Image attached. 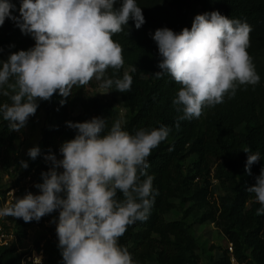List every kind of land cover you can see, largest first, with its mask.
I'll use <instances>...</instances> for the list:
<instances>
[{
    "label": "clouds",
    "instance_id": "obj_1",
    "mask_svg": "<svg viewBox=\"0 0 264 264\" xmlns=\"http://www.w3.org/2000/svg\"><path fill=\"white\" fill-rule=\"evenodd\" d=\"M116 4L117 0H22L17 17L12 15L15 5L0 0V27L11 19L35 41L29 50L0 61V94L11 100L0 104V116L11 132L23 130L38 101H49L57 91L65 98L60 101L63 106L74 86L88 85L93 79L101 89L131 90L133 78L127 72L122 78H115V72L112 78L106 75L109 68L119 71L124 65L123 49L112 36L122 32L129 20L136 29L146 21L136 0ZM251 31L247 22L218 11L196 15L191 29L185 27L180 33L168 28L155 31L152 39L161 71L154 76L168 74L181 85L173 100L177 111L183 112L179 119H199L205 107L223 103L226 94L234 96L239 85L259 83L247 51ZM66 126L75 137L61 145L62 159L51 151L44 155L50 168L41 173L43 183L34 185L40 194L27 192L16 198L12 205L0 208V217L39 222L58 211V222L54 218L50 223L56 225L63 264H136L118 240L128 226L148 219L156 193L154 176L146 172L147 158L167 139L170 129H140L130 135L117 120L105 134L102 117L68 121ZM243 152L245 172L251 175L260 154L247 147ZM27 155L35 160L41 150L32 147ZM28 166L20 161L21 168ZM138 173L147 178L140 182ZM246 191L255 194L261 205L256 215H264V168ZM118 192L123 199L117 198ZM33 264H42V256H34Z\"/></svg>",
    "mask_w": 264,
    "mask_h": 264
},
{
    "label": "trees",
    "instance_id": "obj_2",
    "mask_svg": "<svg viewBox=\"0 0 264 264\" xmlns=\"http://www.w3.org/2000/svg\"><path fill=\"white\" fill-rule=\"evenodd\" d=\"M21 2L10 0L15 5L13 16H19ZM120 2L117 0L115 7H119ZM136 3L142 9L146 22L136 29L134 21L129 20L127 25L122 26V32L112 36L123 49L124 65L119 71L109 68L106 73L109 78L113 77L114 72L115 78H122L126 67H129L128 74L133 78L131 90L119 93L113 86L107 89L110 100L103 101L90 97L88 89H97L100 83L93 79L88 85L74 86L63 106L60 101L65 98L58 91L49 101H38L35 114L44 111L52 121L42 130L41 155L35 160L31 159L17 182L20 184L31 179L43 183L41 173L50 168L43 159L44 155L51 151L62 159L59 152L61 145L75 137V131L69 129L66 122L82 123L102 117L107 125L105 134L110 131L118 116L115 104L121 100L129 111L128 121L122 130L135 135L140 129L151 131L163 126L170 131L167 139L153 149L147 158L149 168L146 172L154 176L153 190L156 193L148 219L128 226L118 244L127 247L136 264H189L188 253L195 247L185 223L181 220L166 222L162 213L177 196L179 188L187 182L183 163L189 157L196 156L191 178L202 181L203 186L194 191L193 200L211 207L210 219L223 228L240 264H264V215H256L261 205L256 201L255 194L246 191L254 186L255 177L264 168V0H136ZM164 5H170L175 12L166 15ZM212 11L251 26L247 51L260 81L256 85H239L234 96L226 94L223 103L205 107L199 119H179L183 112L177 111L173 100L181 85L168 74L159 79L154 76L161 71L158 67L161 57L152 36L162 28L175 33H180L185 27L191 29L196 15ZM192 12L196 15L191 19L189 14ZM34 46L35 41L30 35L22 34L11 19L5 20L0 27V61L6 62L12 53L27 51ZM3 103L11 104L10 96H0V104ZM77 106L82 107L83 113L74 116L73 109ZM18 140L19 133L11 132L8 122L0 116V166L3 168L20 166L16 146ZM245 147L251 149L252 153L260 154L261 160L252 166L251 175L245 172ZM146 178L139 176L140 182ZM213 181L218 184H213ZM243 181L248 185H244ZM19 184L15 188L20 190L10 205L15 203L16 198L31 192ZM218 190L222 191L220 195ZM6 193L2 192L4 197ZM117 198L123 199V194L118 192ZM55 216H59L58 211L41 218L39 222L25 223L13 217L6 219L18 227H27L48 222ZM42 241L36 244V252H43L42 264H63L56 230H51L50 236ZM28 256L19 254L15 247H0V264H33L28 261ZM215 264H230L227 251Z\"/></svg>",
    "mask_w": 264,
    "mask_h": 264
},
{
    "label": "rangeland",
    "instance_id": "obj_3",
    "mask_svg": "<svg viewBox=\"0 0 264 264\" xmlns=\"http://www.w3.org/2000/svg\"><path fill=\"white\" fill-rule=\"evenodd\" d=\"M164 13L166 15H172L175 10L170 5L163 6ZM196 13H190L189 16L192 19ZM130 68L126 67L125 72L129 73ZM6 90V86H5ZM90 97L101 99L103 101L110 100L109 92L107 89H88ZM11 95V93H10ZM0 96H3L0 94ZM115 108L118 112V116L115 121L120 120L121 126L125 125L129 118V111L121 100H118L115 104ZM83 113V109L77 106L73 109V115L78 116ZM52 118L44 111H40L38 114L31 116L28 120L26 127L19 132V140L16 142V146L19 150L20 161H26L30 164L31 158L28 157L27 151L32 147H39L42 140V130L47 127ZM197 162L196 156H191L183 163V173L187 178L186 184L179 188L177 196L169 202V206L165 212L162 213V217L166 222L183 221L186 225L189 237L195 247L193 251L188 253L189 264H215L226 253L229 239L225 236L222 227H218L216 223H213L210 219L209 206H203L193 200V193L196 189H200L203 186V182L196 179L192 180L194 175V165ZM20 166L13 168H3L0 166V195L2 192L6 193L5 197H15L20 188H15L19 183L17 182L19 177L26 171ZM38 180L28 179L25 182L20 183V186L29 189L34 195L39 194V190L34 185L39 184ZM213 184L217 185L216 181ZM244 185H248L246 181H243ZM222 191L218 190L220 195ZM12 201V200H11ZM212 203L213 200L210 199ZM58 222V216L53 217ZM50 221L29 225L27 227H18L17 224L9 225L12 232L16 237V246L19 254H26L28 261L33 263L34 256H38L40 253L36 252V244L42 243V239L50 236L51 230H56V225L50 223ZM43 261V258H42ZM155 264V263H149Z\"/></svg>",
    "mask_w": 264,
    "mask_h": 264
},
{
    "label": "built area",
    "instance_id": "obj_4",
    "mask_svg": "<svg viewBox=\"0 0 264 264\" xmlns=\"http://www.w3.org/2000/svg\"><path fill=\"white\" fill-rule=\"evenodd\" d=\"M7 194L10 195L11 193L9 192ZM4 198L5 197L3 194L0 195V208L4 207L5 205L10 206V202L14 197H6V202H4ZM16 243V237L12 232L6 217H0V247L13 248L16 246ZM227 250L230 264H240L234 256V246L232 243H228ZM38 256H42L43 258V252L41 251Z\"/></svg>",
    "mask_w": 264,
    "mask_h": 264
}]
</instances>
